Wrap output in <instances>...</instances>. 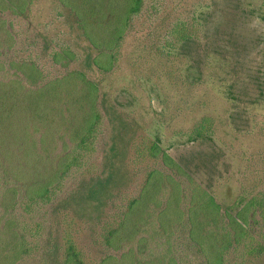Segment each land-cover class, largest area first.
I'll list each match as a JSON object with an SVG mask.
<instances>
[{"label":"rangeland","instance_id":"374dc122","mask_svg":"<svg viewBox=\"0 0 264 264\" xmlns=\"http://www.w3.org/2000/svg\"><path fill=\"white\" fill-rule=\"evenodd\" d=\"M123 3L0 0V115L6 117L0 125V264H9L17 241L12 228L6 226L8 218L17 219L16 214L18 219L27 217L10 207L12 193H7L6 186L13 182L7 180L5 186L9 178L4 174V166L10 162L21 170L25 166H29V172L34 168L35 158L27 157L25 150L37 137L33 120L37 122L39 114L26 108L25 95L69 69H88L90 78L101 86L99 105L105 114L94 162L102 165L109 145H120L125 139L122 132L135 129L158 139L194 179L215 191L223 204H230L242 189L264 190V0H144L142 12L133 18L125 36L114 71L104 73L94 65L88 67L85 59L96 50L70 6L88 11L95 30L105 34L107 19L114 17ZM192 17L199 22L195 27L199 38L180 44L167 57L164 42L172 25ZM63 48L73 51L76 59L55 63L52 52ZM24 63L35 64L42 77H36L37 73L34 77L28 72L26 75L21 69ZM59 98L50 89L39 105L45 114L42 117H47L48 123L50 120L52 156L59 151L58 136L66 127L56 113ZM204 113L214 115L215 135L190 140L189 129ZM117 180L122 191L116 201L124 204L136 195L143 174L128 168ZM63 197L60 194L55 201ZM122 206L112 208L111 214L122 211ZM78 211L87 216L100 213L85 203L78 206ZM262 224L252 222L257 236ZM46 229L50 232L49 225ZM91 237L87 224L76 234L87 264L106 254L121 255L122 250L105 248L92 242ZM178 238L187 252L183 264H203L201 254L188 245L185 233ZM47 239H41L38 247L29 245L33 249L23 253L17 264H50ZM260 242L264 243V238ZM230 259H241L240 264H264V250L238 258L232 255Z\"/></svg>","mask_w":264,"mask_h":264},{"label":"trees","instance_id":"16d2710c","mask_svg":"<svg viewBox=\"0 0 264 264\" xmlns=\"http://www.w3.org/2000/svg\"><path fill=\"white\" fill-rule=\"evenodd\" d=\"M70 7L84 36L96 50L94 55H87L85 64L104 73L113 72L125 36L133 18L142 12L144 0H124L122 9L107 19V27L102 24L106 27L105 34L95 30L88 11L78 5ZM196 23L199 22L192 17L179 19L172 25L164 42L167 57L180 44L199 38ZM52 54L59 64L76 59V54L66 48L56 49ZM21 69L33 77L35 73L38 78L43 74L33 63H24ZM50 89L60 95L56 115L66 125L58 136L59 151L53 156L50 120L48 123L47 117H42L39 106ZM100 95L101 86L90 78L88 69H69L26 93V108L39 114L37 122L36 118L33 120L37 137L25 150V155L34 156L35 160L32 174L29 166L22 170L11 162L4 166V174L9 178L5 186L7 180L13 182L12 186H6L7 193H12L10 207L27 216L18 219L13 212L17 219L8 218L6 226L12 228L17 238L9 264L21 262L22 254L33 249L29 245L37 246L46 237L50 242V264H87L76 241L78 230L86 224L92 232V242L122 250L120 256L106 254L93 264H183L187 252L178 242L181 233H185L188 245L201 254L203 264H240L241 259L231 261V256L257 255L264 250V243L260 242L264 238L263 189H242L230 204H223L218 194L194 179L158 139L135 129L122 132L125 139L120 145H109L102 165L94 162L105 114L99 105ZM0 117L2 125L6 117ZM214 119L211 113L196 118L187 133L189 139L213 137ZM128 168L137 169L143 180L136 195L118 204L116 200L122 190L117 179ZM60 194L64 197L56 202ZM82 203L94 206L100 213L97 216L79 213L78 206ZM118 206L123 207L122 211L111 214L110 210ZM259 217L263 224L257 236L252 222H261ZM48 225L50 232L46 229ZM99 229L102 231L98 235ZM151 247L159 252L153 253Z\"/></svg>","mask_w":264,"mask_h":264},{"label":"crops","instance_id":"0c3cea01","mask_svg":"<svg viewBox=\"0 0 264 264\" xmlns=\"http://www.w3.org/2000/svg\"><path fill=\"white\" fill-rule=\"evenodd\" d=\"M23 11V10H22Z\"/></svg>","mask_w":264,"mask_h":264}]
</instances>
